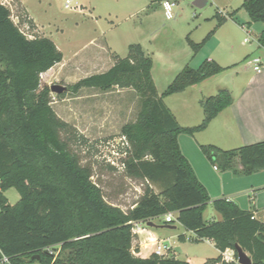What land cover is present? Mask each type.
I'll list each match as a JSON object with an SVG mask.
<instances>
[{"label": "trees", "instance_id": "1", "mask_svg": "<svg viewBox=\"0 0 264 264\" xmlns=\"http://www.w3.org/2000/svg\"><path fill=\"white\" fill-rule=\"evenodd\" d=\"M250 22H264V0H245ZM235 9L231 15L239 10ZM219 17V24L226 18ZM35 26L33 20L29 21ZM190 44L197 53L212 37ZM260 42L264 44V31ZM63 52L47 36L28 37L0 0V259L5 264H192L188 260L152 252L137 255L134 222L176 225L193 232L192 240H210L220 250L203 264H240L237 245L264 264V222L253 211L242 210L227 198L212 199L182 153L178 134H195L234 101L222 88L201 101L205 116L195 126H182L164 98L221 73L226 67L205 59L200 66L187 65L160 94L152 69L153 58L141 44H131L126 57L116 56L105 72L80 79L72 88H133L141 97L135 121L123 125L121 134L129 148L123 160L126 175L147 182L135 206L125 211L106 201L103 189L92 180L91 169L61 137L68 125L51 104V89L42 74L62 62ZM220 171L236 175L264 169V141L223 149L200 144ZM239 158L243 169L235 166ZM115 168V167H113ZM159 185L161 191L154 190ZM16 188L20 200L13 204L5 192ZM221 214L207 220L209 205ZM176 213L174 221L165 215ZM186 233L178 239L187 241ZM234 251L235 259L223 261L222 252ZM172 251L170 247L168 253ZM39 255V257H37Z\"/></svg>", "mask_w": 264, "mask_h": 264}, {"label": "rangeland", "instance_id": "2", "mask_svg": "<svg viewBox=\"0 0 264 264\" xmlns=\"http://www.w3.org/2000/svg\"><path fill=\"white\" fill-rule=\"evenodd\" d=\"M70 1L71 7H66L67 0H2L11 10L14 22L28 37L47 36L63 52L62 62L41 76L42 84L48 85L50 89L54 85L66 87L62 92L51 90V104L57 116L68 125L67 129L61 131V137L78 156L81 165L91 169L92 180L102 187L106 201L127 211L142 197L147 184L143 179L126 175L123 166L129 144L122 136L121 130L123 125L136 120L141 97L133 88L114 87L103 91L84 87L79 91L73 90L72 86L80 79L105 71L114 62L110 52H106L98 41L91 40L99 38L103 31L119 52L125 49L123 55L126 56L129 44L142 42L147 38L144 44H147L149 39V46L157 55L181 62L182 45L187 46L188 43L183 36L186 30L196 29L199 22L204 26L207 17L219 21V9L213 4L199 8L194 4L195 0H183V9L178 18L167 20L163 12H158L144 26V35L145 33H137L134 26L140 19L129 15L141 6L137 0ZM234 2L235 6H239L244 0ZM230 11V7L225 9L227 18L224 22L236 20L244 24L249 33L230 26L234 24H227L229 26L226 27L232 28L233 52L225 50L223 45H217V42L226 40V34L230 31L221 32L218 40L209 44L206 42L198 50L199 55L190 64L193 68L208 59L207 54H214L222 64L231 65L219 78L209 80L211 82L207 89H204L206 94H217L219 84L231 87L246 84L256 73L250 61L254 57L264 60V44L260 42L264 22H250V15L245 8H241L240 12L233 16ZM30 20L34 21L35 26L30 25ZM201 30L202 28L193 30V38L199 40ZM171 32H174L172 36ZM246 38L249 40L246 41ZM199 92L198 88L188 96H167L165 102L176 108L178 114H182L181 110L186 108L187 112L192 114V119L193 113L199 110L204 119L202 104L196 100L198 97L202 98ZM183 97L188 99L190 107L185 106ZM202 138L203 136L200 137ZM153 187L155 191H161L159 185ZM5 194L13 204L21 198L16 188L8 189ZM214 212L210 204L204 213L205 218L214 220ZM176 226L177 228L169 230L172 234H192L179 223H176ZM136 235L137 233H134V246L139 245ZM175 241L174 251L179 259H192L196 264L202 258H215L219 255L218 248L210 240L182 242L176 237ZM171 252L166 251L163 256L172 255Z\"/></svg>", "mask_w": 264, "mask_h": 264}, {"label": "crops", "instance_id": "3", "mask_svg": "<svg viewBox=\"0 0 264 264\" xmlns=\"http://www.w3.org/2000/svg\"><path fill=\"white\" fill-rule=\"evenodd\" d=\"M137 1L140 2L141 6L137 8V10L132 11L129 15L130 17H138L140 19V22L138 24H135L134 26L138 31L137 33H145L144 35H146L144 26L147 25V23L152 19L153 16H155L158 12H163V15H165L166 17L165 9L163 6L164 0ZM171 1H174L177 4L176 10L178 14L174 18L176 19L179 17L183 9V0ZM234 1L235 0H206L203 6L197 7L204 8L209 4H213V6L219 9L217 14L227 18V16L225 15V9L227 7H230V13L233 10L241 7V5L235 6ZM240 10L241 8H239L235 15H237ZM202 24V22H199L196 29L189 28V30H186V34L183 35L184 38L187 39L188 43L187 46L182 45V51L180 52L182 55L181 62L168 60V58H166L165 56L162 57L161 55H157L156 52L151 49V46H149V39L147 40V44H144V41L147 38H144L142 42L131 43L141 44L144 51L153 58L154 66L152 69V74L160 94L174 80L176 75L180 71H182L185 66L192 64L194 59L199 55L200 52H194V49L190 44V40L194 43H197L198 41L200 43L213 29H215L214 34L207 41L209 44L218 40L221 32L226 33L230 31L226 34V40L217 42V45H223L225 47V50L227 49L230 50V52H233L234 46L232 44L233 40L231 37V27L237 28L239 31L242 32L248 31L244 24H240L233 19L227 20L226 22L219 24V21L207 17L204 26ZM227 24L234 25H230L231 27L228 28L226 27L229 26ZM200 28H202L199 34V37L201 38L197 40V38H193V30L197 31ZM173 34L174 32H171L170 35L172 36ZM92 41H98L103 46V49L106 52H110L112 58H114V62L109 68L114 65L116 56L126 57L128 55L129 46L131 45H128V53L125 56L123 55V51H125V49L119 52L117 46H115L114 43L107 39V37L105 36V32L103 31L101 32L99 38H94L91 40V42ZM207 55H209L207 56L208 59H213L217 62H220V59L214 54ZM254 58L250 61L253 69ZM159 59L162 63H160ZM219 64L226 67L224 71L204 80L199 84L192 85L186 90L173 95L179 94L188 96L191 92H194V90L199 88V93L200 95L202 94V98L198 97V99L196 100L200 103L202 99L210 95H215L212 94V92H209L207 94L204 93V89H207L209 82H211L209 80H212L213 78H219L220 75L226 70L230 69L229 67L231 66L222 64L221 62ZM255 72L256 73L254 74L253 78L250 81L246 82V84L234 85L232 87L226 86L224 84H219L217 86L218 91L222 88H226L231 91L232 95L234 96L233 103L230 106L226 107L224 110H222L210 122L206 129L199 131L197 134L180 132L178 134V142L182 153L188 159L197 178L207 188L208 193L210 194V197L213 200L218 198H227L229 200H232L237 203V205L242 210L253 211L255 213V216L259 220L264 222V169L255 171L251 174L242 175H236L232 170L220 171L214 164L210 162V160L203 153L200 147V144H214L223 149H232L242 145L264 141V60L261 70H255ZM173 95H170V97ZM188 102V99L184 98V104L186 107L191 106V104ZM166 104L168 105V103ZM168 106L174 112L179 123L182 126H195L198 125L203 119L201 115L202 112L199 110L198 112L193 113L194 118L192 119V114L190 112H187L186 108L181 110L182 114H178L176 108L170 105ZM201 136H203L202 139H200ZM235 166L239 170L243 169V165L239 158H236ZM213 216L214 219L221 218V214H219L216 210ZM139 227L140 231L136 235L137 243H139V245L135 246L138 248L137 255L142 257H148L158 245L162 246L163 244H166L172 248L173 251L171 253L174 254L177 258H179L178 254L174 251V245L176 244L175 238L178 237L179 234H172L169 231L170 229L173 230L177 228V226L173 227L168 226L167 224H157V226H148L147 224L140 222ZM212 243L214 244V242ZM207 259L208 258H202V260H200L196 264H203ZM185 260H188L192 264H195L192 259Z\"/></svg>", "mask_w": 264, "mask_h": 264}, {"label": "built area", "instance_id": "4", "mask_svg": "<svg viewBox=\"0 0 264 264\" xmlns=\"http://www.w3.org/2000/svg\"><path fill=\"white\" fill-rule=\"evenodd\" d=\"M70 0H67L66 2V7H71L70 5ZM163 6L165 9V14L167 19H174L178 12L176 10L177 4L174 1L171 0H164L163 1ZM249 33V31H247ZM246 41L249 40V38L245 39ZM263 64V60L260 57H255L254 58V69L256 71H260L261 67ZM124 166V163H123ZM165 219L169 222L174 221L176 219V213L175 212H169L168 214L165 215ZM139 223L140 222H134V227H133V232L134 233H138L140 231V227H139ZM191 235L187 234V240H192L194 233L191 232ZM170 247L166 244L158 245L153 252H156L159 255H163L166 251H168ZM235 259L234 256V251L230 248L226 249L224 252H222V260L223 261H232ZM5 263H10L9 258L6 255H3V257L0 259V264H5ZM217 264H221V262L217 263Z\"/></svg>", "mask_w": 264, "mask_h": 264}, {"label": "water", "instance_id": "5", "mask_svg": "<svg viewBox=\"0 0 264 264\" xmlns=\"http://www.w3.org/2000/svg\"><path fill=\"white\" fill-rule=\"evenodd\" d=\"M206 2V0H196L194 2V4L196 6H203L204 3ZM66 87L61 86V85H54L52 86L51 90L52 91H56V92H62ZM148 226H157V224L154 221H149L147 223ZM168 226H173L175 227L176 225H168ZM237 252H238V262L240 264H251L252 263V258L250 257V255L248 254V252H246L240 245H237ZM39 257V255L37 256Z\"/></svg>", "mask_w": 264, "mask_h": 264}]
</instances>
